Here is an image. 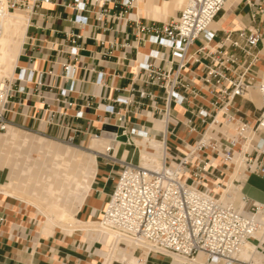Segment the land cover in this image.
Here are the masks:
<instances>
[{"label":"crops","instance_id":"0c3cea01","mask_svg":"<svg viewBox=\"0 0 264 264\" xmlns=\"http://www.w3.org/2000/svg\"><path fill=\"white\" fill-rule=\"evenodd\" d=\"M182 1L132 0L133 8L124 17L111 20L110 16H102L98 20L94 11L101 7L103 0H86L87 11L81 14L86 16L87 21L81 24L73 22L72 0H44L29 19L19 12L6 21L8 34L4 37L9 39L5 45L6 57L3 64L0 60V68L13 78L6 112L8 120L58 140L73 134L78 141H85L98 129L104 128L103 122L107 118L112 123H121L128 130L133 127L146 131L148 136L140 139L142 142L136 138L134 143L118 140L112 149L114 159L100 153L105 152L111 135L106 133L97 135L100 138L90 137L88 148L93 154L87 156L88 164L81 168L82 177H77L69 166L62 169L60 163L47 164L50 173L45 176L40 191L32 189L28 199L22 196L24 191H19L16 186L15 175L1 183L7 174L4 168L10 163L14 167L19 165L17 159H9L7 151L0 164V264H108L112 259L125 260L128 264L184 263L157 253L146 255L145 249L138 257L133 248L118 246L117 239L95 227L121 170V161L141 163L142 155L158 156L161 147L164 155V143L168 150L167 143L171 138L177 151L170 153L181 156L185 144L194 143L202 131V125L193 112L202 105L206 109L212 107L209 97L189 99L186 105L171 104L166 121L161 110V89L145 86L156 95L154 100L148 96L140 99L136 93L127 91L130 87L143 85L140 79L142 72L137 67L143 60L154 62L165 70L176 66L175 61L169 64L151 57V51L157 47L147 40L136 39L135 22L145 24L150 20H168L178 14ZM108 7L109 14H118L121 9V6L112 8L111 3ZM104 25L110 29H103ZM243 29L260 31L263 35L254 49L258 59L247 74L258 81L264 75V18H251L247 0L226 2L210 26L214 37L208 39L202 35L189 47L187 63L182 70L183 79L191 85H199L211 47L225 32L236 33ZM68 31L83 34L80 40L82 47L76 57L70 56L67 51L64 35ZM112 41L116 42V47L109 56L105 55ZM122 43L128 45L121 47ZM226 50L240 54L238 50ZM67 64L75 66L68 76L64 71ZM22 70L24 75L20 78ZM28 72L32 73L31 80L26 79ZM99 75L102 78L97 81ZM2 77L4 74L0 71ZM19 85L24 86L23 92H17ZM117 98H129L132 102H115ZM107 105H113V114L105 112ZM259 106L260 95L255 88L227 104L230 113L251 122L257 117ZM51 110L56 114L53 123L49 124L47 119ZM77 112L81 114L79 117L75 116ZM118 113L123 114L121 121L117 120ZM187 118L195 120L194 132L185 128ZM5 133L4 138L0 137V153L7 150L5 147L26 141V136L19 134L12 125ZM144 140L153 141L152 145L157 146L146 144ZM34 142L54 155L75 156L70 149L59 150L52 144L44 143L40 137ZM95 152H98L97 155ZM159 158L163 160V157ZM234 160V168H228L223 174L210 168L207 177L209 182L218 177L233 192L234 201L243 209L238 199L239 187L232 182L233 178L241 176L240 156L236 154ZM239 185L241 192L250 200L264 202L263 178L251 174ZM14 193H19V198ZM66 217L71 221L64 222ZM196 259L200 260L201 255Z\"/></svg>","mask_w":264,"mask_h":264},{"label":"built area","instance_id":"2783aa9c","mask_svg":"<svg viewBox=\"0 0 264 264\" xmlns=\"http://www.w3.org/2000/svg\"><path fill=\"white\" fill-rule=\"evenodd\" d=\"M42 1L0 0V16L9 10H21L29 19ZM227 1L187 0L178 14L168 20H150L145 24L137 21L134 24L136 39L147 40L157 47L151 51V57L169 64L175 61L176 66L165 70L154 62L143 60L137 66L142 72L140 79L143 85L130 87L127 91L136 93L140 99L148 96L154 100L156 95L145 86L161 89V110L166 121L171 104L186 105L189 99L209 97L212 106L206 109L202 105L193 112L202 125V131L194 143L185 144L181 156L171 154L164 143L163 163L158 168L121 161V170L97 221L103 230L115 232L133 243L135 255L139 252L141 256L145 249L146 255L157 253L170 259L173 255L183 258V264H192L199 254L204 256L206 264H264V202L250 200L241 192L239 185L251 174L264 179V75L258 81L247 75L253 62L258 59L254 49L263 35L260 31L244 29L236 33L225 32L207 54L208 62L204 65L205 71L199 85L185 81L182 73L189 47L202 35L208 39L214 37L210 24ZM72 3L73 22L85 24L87 18L81 12L87 11L86 0H72ZM108 3L114 9L121 6L119 13L109 14ZM247 3L251 18H264V0H247ZM100 6L94 11L98 20L102 16L118 20L133 8L132 0H103ZM103 29L109 30L110 27L104 25ZM64 37L68 54L76 57L82 47L80 40L83 34L68 31ZM127 45L120 44L121 47ZM115 47L116 42H110L104 54L109 56ZM226 48L238 50L240 54ZM74 67L64 65L65 75H70ZM23 75L24 70L20 78ZM101 78L99 75L97 81ZM26 79H32L31 72H28ZM251 88H255L260 95L258 114L252 122L230 113L227 107L235 97L246 95ZM12 89V77L0 79V133L6 132L11 125L25 128L6 117ZM16 90L23 92L24 86L19 85ZM115 102L128 104L132 100L117 98ZM105 112L113 114V105H107ZM55 114L56 111H50L47 123H53ZM80 115L79 112L75 114L77 117ZM122 116L118 113L117 120L121 121ZM194 123L193 118L184 121L188 132H194ZM103 124L122 127L125 141L129 143H134L136 137L143 139L148 136L146 131L133 127L128 130L121 123H112L108 118ZM105 130L118 139L115 131ZM35 133L46 136L37 131ZM60 140L74 144L75 135L70 134ZM111 151L112 148H109L100 153L114 159ZM236 154L240 155L241 176L233 178L232 182L239 187L238 199L244 209L234 200L222 202L221 195L214 189L216 185L224 184L218 177L213 182H209L207 177L210 168L222 174L228 168H234L233 158ZM214 160L218 162L214 163ZM249 242L253 243V248L244 256L242 253ZM120 245L125 244L121 242ZM256 256L259 262L255 260ZM109 264L128 263L112 259Z\"/></svg>","mask_w":264,"mask_h":264},{"label":"rangeland","instance_id":"374dc122","mask_svg":"<svg viewBox=\"0 0 264 264\" xmlns=\"http://www.w3.org/2000/svg\"><path fill=\"white\" fill-rule=\"evenodd\" d=\"M187 0H184L181 2V7L185 5ZM12 13V16H16L19 12L25 14L24 11L21 10H9ZM10 18V17H9ZM3 34V30L1 32V35ZM0 35V37H1ZM8 38V37H7ZM9 39V38H8ZM5 46L0 48V60L3 64V61L6 57L4 54L5 52ZM2 53V54H1ZM0 71L2 74H4V77H10L5 71H3L2 68H0ZM16 131L19 134H23L26 136V141L24 142H17L11 147H5L7 150H4V154L0 153V164L2 165V160L5 155H7V151L9 152V159H17L19 161V165L17 164V167H14L12 163L7 165L5 167V173L6 176L1 180L2 182H5L7 180H10L12 176L14 175L17 177L14 180L16 181V186H18L19 191H24L22 196L25 199H28L31 197L30 192L32 189L36 188L41 189V185L43 182H45V176L50 173V170L46 168L47 164H52L53 162L62 164V169L65 167H70V169L73 172H76L77 177L78 175L82 177L81 174V168L86 166L88 164L87 156L93 154L91 150L88 148V144L90 141V137L97 135H103L106 134L105 129H103V132H101L102 129H98L96 132H94L89 139H86L85 141H78L76 138L74 140V144H68L64 141L51 138L49 136H41L34 131H31L27 128H21L18 126H14ZM6 136V133H0V137L4 138ZM44 143L52 144V146L57 147L59 150L63 149H70L72 152L75 153L74 157H69L64 154L54 155L52 152H49L48 149L44 148L41 149L37 145L36 139L39 138ZM136 139H141L136 137ZM143 140H140L139 142H142ZM168 150L169 152L175 153L177 151V148L175 146V142L173 139L168 140ZM98 152H95L97 155ZM112 154V151L110 152ZM11 162V161H10ZM136 163L141 164L140 162L136 161ZM85 179V178H84ZM80 180H83V178ZM13 194V193H12ZM19 193H14V196L19 198ZM60 229V228H55ZM137 256L139 255V252H136ZM141 257V256H140ZM100 264V263H99Z\"/></svg>","mask_w":264,"mask_h":264},{"label":"bare ground","instance_id":"6f19581e","mask_svg":"<svg viewBox=\"0 0 264 264\" xmlns=\"http://www.w3.org/2000/svg\"><path fill=\"white\" fill-rule=\"evenodd\" d=\"M229 1V0H228ZM227 1V2H228ZM226 4V3H225ZM182 8V7H181ZM180 8V9H181ZM12 13H15V12H11V11H6L3 15H1L0 16V26H1V32H2V30H3V34L1 35V32H0V35H1V37H0V48L1 47H4L7 43L6 42H8V38L7 37H4L5 36V34L7 35L8 34V30H7V27H6V21L9 19V17L10 16H12L11 14ZM25 16L27 17V15L25 14ZM28 18V17H27ZM212 24V23H211ZM211 24H210V26H211ZM2 78H4V77H2ZM2 78H0V79H2ZM10 78V77H9ZM10 127V126H9ZM8 127V128H9ZM95 138H100V136H94ZM102 140V139H101ZM146 140V139H145ZM144 140V142L146 143V144H151V146H157V145H152V142L153 141H150V143H149V140L148 141H145ZM121 141V140H120ZM155 142V141H154ZM118 143V139H115L114 138V136H111V138L109 139V141H108V145L105 147V151L107 150V149H109V148H112L113 149V145L114 144H117ZM136 143V142H135ZM156 143V142H155ZM162 146V145H161ZM115 148V147H114ZM161 154V155H160ZM160 154L158 155V156H150V155H142V162H141V164H139V165H141V166H144V167H150V168H158V167H160L161 165H162V163H163V160H162V158L160 159L159 157H163V147H161V152H160ZM240 156V155H239ZM233 160H234V158H233ZM218 161V160H217ZM234 162H236V160H234ZM240 168V167H239ZM224 187V188H223ZM215 192H218L221 196H220V200L222 201V202H227V201H230V200H234V196H233V192L231 193L230 191H229V189L228 188H226L225 187V185L224 186H220V185H216L215 186ZM218 190H221L220 192L218 191ZM242 204V203H241ZM243 205V204H242ZM244 206V205H243ZM244 209V208H243ZM71 221V219L69 218V217H66L65 218V220H64V222H67V221ZM56 222V221H55ZM71 223V222H70ZM95 227L97 228V230L98 231H100V232H103V233H105V234H108V235H112L113 236V238L116 240L117 239V241H118V246H122V245H120V243L122 242V243H124L125 245H124V247H126V248H128V249H134V247H135V245L133 244V243H131L127 238H124V237H122V236H119L117 233H115V232H112V231H105V230H103L101 227H100V225H99V223H98V221L96 222V225H95ZM116 242V241H115ZM252 244L253 243H251V242H249V243H247V245L245 246V248H244V251H243V253H242V255H248V253H249V251L253 248V246H252ZM201 255V259L200 260H197L196 258H195V260L192 262V264L194 263V264H206V262H205V259H204V256L202 255V254H200ZM173 257H174V260H178V261H180V262H184L185 260L183 259V258H180V257H177V256H174L173 255ZM255 260L256 261H258L259 262V258L256 256L255 257ZM111 261V260H110ZM109 261V262H110ZM109 262H108V264H109Z\"/></svg>","mask_w":264,"mask_h":264},{"label":"water","instance_id":"95a60500","mask_svg":"<svg viewBox=\"0 0 264 264\" xmlns=\"http://www.w3.org/2000/svg\"><path fill=\"white\" fill-rule=\"evenodd\" d=\"M105 129L111 130V131H115L117 133V138L118 140H122L125 141L126 140V136L124 134H122V127L120 126H116V125H109L106 124L103 126Z\"/></svg>","mask_w":264,"mask_h":264}]
</instances>
